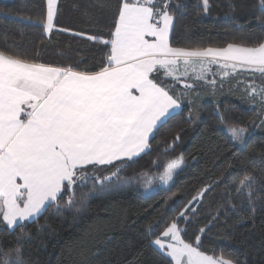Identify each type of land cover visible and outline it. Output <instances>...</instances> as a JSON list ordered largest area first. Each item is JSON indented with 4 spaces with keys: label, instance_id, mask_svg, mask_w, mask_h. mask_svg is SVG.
Listing matches in <instances>:
<instances>
[{
    "label": "snow or ice",
    "instance_id": "6c2138e0",
    "mask_svg": "<svg viewBox=\"0 0 264 264\" xmlns=\"http://www.w3.org/2000/svg\"><path fill=\"white\" fill-rule=\"evenodd\" d=\"M214 6V0H197L196 4L203 15ZM39 7L37 19L18 17L39 30V46L26 49L10 41L7 32H0V224L15 237L11 247L0 245V264H29L23 247L34 235L24 229L35 223L39 234L50 227L46 213L63 216L71 212L75 220L87 207L89 195L129 187L150 191L156 181L174 182L177 170L185 165L183 154L152 162L163 171L123 173L153 151L150 141H156L183 106L189 109L190 121L198 120L202 94L223 92L226 81L229 91L242 85L241 99L256 108L244 127L229 124L225 116L229 109L222 111L216 104L214 115L230 140L247 147L256 131L264 130V0H259L261 16L256 17L260 38L249 29L248 40L221 47L177 46L181 43L177 10L187 7L184 0H95L91 7L110 15L107 32L90 29L95 35L59 26L61 0H43ZM230 7L234 8L231 3ZM83 14L94 19L87 10ZM0 15L10 13L0 8ZM56 32L93 47L100 45L104 53L100 65H87L85 57L70 55L57 63L42 62L43 42ZM18 35L23 39L25 34ZM213 66L219 71H213ZM245 74L252 79L241 81L239 77ZM179 139L177 133L165 153L174 150ZM221 183L232 185L225 193L226 202L231 204L234 191L251 211L246 219L254 220L256 208L264 210V196L258 194L264 192V152L259 153V168L249 157L238 159L235 165L228 162L224 174L179 210V201L173 200L172 205L165 201L167 210L176 215L169 218L161 213L145 226L147 245L157 250L160 264H246L231 252L209 255L202 250L201 237L219 221L223 205L199 227L194 204H201ZM224 215H228L226 210ZM41 217H45L43 224ZM193 223L197 228L189 240ZM83 247L82 242H73L68 250L70 255L83 257ZM129 264H148L143 246L135 250Z\"/></svg>",
    "mask_w": 264,
    "mask_h": 264
},
{
    "label": "trees",
    "instance_id": "16d2710c",
    "mask_svg": "<svg viewBox=\"0 0 264 264\" xmlns=\"http://www.w3.org/2000/svg\"><path fill=\"white\" fill-rule=\"evenodd\" d=\"M61 2L63 8L58 18L60 27L86 31L91 35L96 33L89 30L97 27L107 32L110 15L99 7H91L95 0ZM42 3L43 0H0L3 12L10 13L0 15V32H7L10 41L21 43L26 49L39 46L42 39L39 30L18 17L39 18V5ZM184 3L187 7L177 10L181 38V43L177 46L221 47L228 42L239 43L248 40L249 29L255 31L257 39L261 36L256 25V17L261 16L259 0H214L215 6L208 15H203L196 8L197 0H184ZM230 3L234 8L230 7ZM85 10L94 19L90 20L84 15ZM238 25L244 27L240 28ZM20 32L25 34L23 39L18 35ZM188 36L192 37L191 41L186 38ZM43 47L42 62L45 63H57L70 55L74 59L85 57V64L99 66L104 55L99 51L100 45L93 47L85 40L60 32L54 33L50 40H44ZM246 78L252 79L247 74L239 77L241 81ZM225 84L223 92L215 95L211 92L202 94L198 120L190 121L187 118L189 109L183 106V112L168 122L156 141H150L153 151L127 167L123 173L132 176L148 171H163L154 168L152 162L158 157L161 160H171L183 154L185 165L182 170H177L174 182L160 186L159 181H156L155 189L150 192L129 187L116 192L89 195L87 207L82 209L75 220L71 212H65L63 216L46 213L50 227L39 234H36V224L28 223L24 230L32 232L34 238L24 245L23 256L29 264H82V261L86 264H129L135 250L141 246L145 248L148 264H160L161 256L157 250L147 245L145 226L159 219L161 213L169 218L176 215L167 210L165 201L172 205L173 200H177L178 210L183 208L198 191L224 174L228 162L235 165L238 159L249 157L256 160L259 168V153L264 152V130L258 129L248 140V146L244 147L230 140V134L214 115L218 103L222 111L229 109L225 112L229 124L247 127L249 120L256 114L255 106L246 99H241L242 85L235 91H229L227 81ZM235 87L233 81V88ZM184 103L187 104L186 101ZM177 133L180 139L175 143L174 150L168 149L165 153L167 145L172 143ZM166 188L170 190H164ZM229 190H232L231 184L221 183L205 195L201 204H194L198 208L195 219L199 221V227L207 224L211 215L223 205L219 221L214 223L207 236L201 237L202 250H206L209 255L214 252L217 255L231 252L234 253V258L246 261V264H264V210L257 207L254 220L246 219L251 215L248 205L234 191L231 204H228L225 193ZM258 194L264 196V192ZM224 210L227 211V216L224 215ZM242 217L245 219L241 220ZM44 219L45 217H41L39 223L43 224ZM196 228L197 224L193 223L186 239H192ZM16 231L18 233L20 229L17 228ZM14 242V235L5 225L0 224V245L7 249ZM73 242L83 243V257L76 253L70 255L68 249Z\"/></svg>",
    "mask_w": 264,
    "mask_h": 264
},
{
    "label": "rangeland",
    "instance_id": "374dc122",
    "mask_svg": "<svg viewBox=\"0 0 264 264\" xmlns=\"http://www.w3.org/2000/svg\"><path fill=\"white\" fill-rule=\"evenodd\" d=\"M3 1H11V0H3ZM213 71L218 72L219 70H218L215 66H213ZM209 78H211V76H210ZM189 82H190V81H189ZM159 184H160V186H166V185L161 184L160 182H159ZM154 189H155V188L153 187V189L150 190V191H153ZM150 191H146V192H150Z\"/></svg>",
    "mask_w": 264,
    "mask_h": 264
}]
</instances>
